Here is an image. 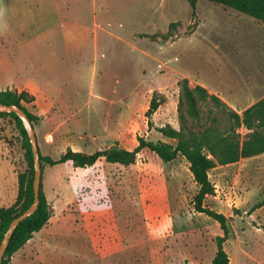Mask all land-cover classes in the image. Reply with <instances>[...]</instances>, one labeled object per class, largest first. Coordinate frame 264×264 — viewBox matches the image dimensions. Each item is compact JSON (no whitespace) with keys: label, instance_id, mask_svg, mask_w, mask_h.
Wrapping results in <instances>:
<instances>
[{"label":"rangeland","instance_id":"obj_1","mask_svg":"<svg viewBox=\"0 0 264 264\" xmlns=\"http://www.w3.org/2000/svg\"><path fill=\"white\" fill-rule=\"evenodd\" d=\"M8 1L0 0V92L32 82L44 91L26 105L39 118L32 125L42 156L92 154L114 143L132 150L138 137L169 142L147 128L145 113L153 94L163 96L152 122L177 130L184 78L237 109L264 96V25L231 9L198 1L192 18L186 0H57L62 30L72 32L64 46L49 49L56 0L13 2L6 22ZM171 23L172 36L162 41ZM204 123L190 126L198 131ZM22 141L14 119L0 116V208L14 205L17 178L27 170ZM188 166L182 157L166 163L148 150L129 166L43 163L52 216L32 239L55 242V264H209L223 233L195 212L198 187ZM209 179L215 192L204 206L227 218L229 264H264V204L254 208L263 198L264 154L216 166Z\"/></svg>","mask_w":264,"mask_h":264},{"label":"trees","instance_id":"obj_2","mask_svg":"<svg viewBox=\"0 0 264 264\" xmlns=\"http://www.w3.org/2000/svg\"><path fill=\"white\" fill-rule=\"evenodd\" d=\"M191 8L192 18H195V8L198 1H206L224 8L231 9L250 17L264 25V0H186ZM177 23H171L168 32L161 35L162 41H168ZM195 24L189 26L193 29ZM180 99L177 113L179 128L176 130L169 124L161 127L154 126L152 116L163 104L161 95L153 94L145 113L146 125L169 142L149 141L144 137L137 138V144L132 150H127L114 143L107 149L92 154L67 149L58 159L42 156L39 151L41 164L55 166L70 162L74 168L86 169L103 159L110 164L129 166L135 163L137 155L142 150H148L163 162H171L182 157L188 163L193 182L198 187L193 197L195 212L202 213L214 219L220 226L223 236L217 237V251L209 264H229L227 253L223 250V243L228 236L227 218L204 206V199L214 195L215 187L209 179V172L216 166H227L238 163L242 159L254 158L264 154V96L256 103L238 114L215 94L209 93L200 85L191 86L184 78L179 82ZM35 98L26 90L0 92V103L16 105L21 108L33 123L39 118L31 114L26 105L34 102ZM204 108V111H203ZM12 117L22 136V147L27 164L26 172L17 178L18 193L13 206L0 208V242L13 218L24 212L33 201V160L30 144L21 124L13 113H0V116ZM219 116H223V125ZM205 121L200 130L194 131L190 122L196 124ZM240 129L245 130L241 136ZM171 141V142H170ZM39 149V148H38ZM42 177V176H41ZM262 200L254 208L264 204V188ZM52 216L50 206L40 187V203L37 210L26 220L21 222L13 232L2 264H9L10 258L22 248L34 234L40 232Z\"/></svg>","mask_w":264,"mask_h":264},{"label":"crops","instance_id":"obj_3","mask_svg":"<svg viewBox=\"0 0 264 264\" xmlns=\"http://www.w3.org/2000/svg\"><path fill=\"white\" fill-rule=\"evenodd\" d=\"M19 1H22V0H9L8 1V7H4V14H5V17H4V20L6 21L9 17V15L11 14V9H12V4L13 2H18ZM32 1V0H30ZM11 2V3H9ZM56 3H57V0H56ZM10 6V8H9ZM57 8H58V17H57V26H56V31H49L46 35H45V40L47 42V46L48 48L50 49L51 47V44L55 45V48L56 47H61V46H64V44H66V39L67 37H69V33L72 32L70 31L69 29L67 28H64L62 30V25H63V21H62V13H61V10L59 8V4L57 3ZM7 22V21H6ZM74 26L75 28V31L76 33L82 37V35L80 34V28H82L83 26H78V24H74L72 25ZM82 40H83V43H85V39L84 37H82ZM22 41H19V46L21 47L23 45V43H21ZM86 45H89V44H86ZM94 46V45H93ZM87 54V53H85ZM62 55V54H61ZM13 77L15 79H18V83H21L23 82L24 78L22 76H19L16 74V72H14V75ZM196 85H200V84H196ZM39 85L36 84L35 82H32L31 85H26L24 87V89L22 90H26L28 89L27 87H32V88H36L35 90H38L39 93H35L33 92V96L34 98H41L42 97V94L44 93V91H40ZM202 86V85H200ZM16 87V86H15ZM204 87V86H202ZM205 88V87H204ZM21 89V88H20ZM206 89V88H205ZM207 90V89H206ZM21 91V90H20ZM28 91V90H27ZM208 91V90H207ZM209 93L211 94H215L214 92L212 91H208ZM30 93V92H29ZM216 95V94H215ZM217 96V95H216ZM220 98V97H219ZM221 99V98H220ZM222 100V99H221ZM35 101V100H34ZM224 101V100H223ZM225 102V101H224ZM257 102V101H256ZM254 102V103H256ZM226 103V102H225ZM244 103L245 101L243 102H240V103H236V106L238 107V109L236 107H234V105L231 104V106L234 107V109L230 106L233 110H235L238 114H241V112L243 110H245L246 108H248L249 106L253 105L254 103H251L247 106H244ZM33 104V103H32ZM243 160V159H242ZM240 160V161H242ZM239 161V162H240ZM39 233V232H38ZM55 242L54 241H51V240H39V239H30L27 241V243L22 247L20 248L11 258H12V261H11V264L14 263V264H55L54 261H55V258L53 257L52 254H50L51 252V248L55 247ZM47 247L46 250H44V248ZM46 252V253H45Z\"/></svg>","mask_w":264,"mask_h":264},{"label":"water","instance_id":"obj_4","mask_svg":"<svg viewBox=\"0 0 264 264\" xmlns=\"http://www.w3.org/2000/svg\"><path fill=\"white\" fill-rule=\"evenodd\" d=\"M0 113H13L21 121V124L25 130V133L27 135L30 144L32 160H33V180H32L33 201L24 212H22L20 215L12 219V221L10 222L4 233V236L0 242V264H2L14 230L21 222L29 218L37 210L39 206L42 171H41V163L39 158V149L37 145L36 135L34 132L32 122L29 120L28 116L18 106L7 105L2 103H0Z\"/></svg>","mask_w":264,"mask_h":264}]
</instances>
